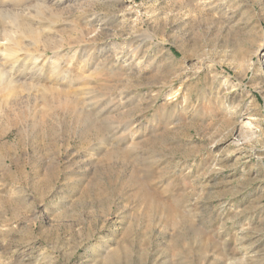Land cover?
<instances>
[{"label":"rangeland","instance_id":"rangeland-1","mask_svg":"<svg viewBox=\"0 0 264 264\" xmlns=\"http://www.w3.org/2000/svg\"><path fill=\"white\" fill-rule=\"evenodd\" d=\"M0 264H264V0H0Z\"/></svg>","mask_w":264,"mask_h":264}]
</instances>
